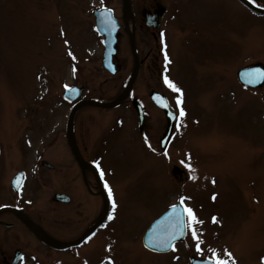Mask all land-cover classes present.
<instances>
[{
	"label": "rangeland",
	"instance_id": "374dc122",
	"mask_svg": "<svg viewBox=\"0 0 264 264\" xmlns=\"http://www.w3.org/2000/svg\"><path fill=\"white\" fill-rule=\"evenodd\" d=\"M101 4L0 0V207L22 208L64 242L78 239L101 218L104 201L86 188L65 138L70 105L61 100L62 91L77 85L84 87L83 99L111 102L133 70L122 31L121 72L114 79L104 76L102 48L89 30V11ZM142 4L135 5L137 11ZM240 6L233 0H182L171 9L165 24L167 77L181 89L182 105L176 103L180 93L164 81L163 89L157 75L141 76L137 93L150 109L154 151L167 123L151 104V92H163L187 113L179 118L173 158L152 153L135 111L82 109L77 137L86 159L101 166L115 212L86 245L62 253L44 248L5 215L4 222L18 227H0V264H12L19 252L28 264H188L193 255L207 259L210 248L223 259L225 250L231 252L236 264H264V92L243 90L237 80L240 68L264 63V20L248 17ZM169 162L188 170L186 183L173 176ZM20 172L26 186L16 194L11 180ZM86 176L97 195L94 174ZM57 194L72 202L56 203ZM181 197L203 221L197 228L204 255L190 229L179 250L150 253L143 245L148 228Z\"/></svg>",
	"mask_w": 264,
	"mask_h": 264
},
{
	"label": "snow or ice",
	"instance_id": "6c2138e0",
	"mask_svg": "<svg viewBox=\"0 0 264 264\" xmlns=\"http://www.w3.org/2000/svg\"><path fill=\"white\" fill-rule=\"evenodd\" d=\"M71 55V53H70ZM167 59V55H166ZM170 62V61H169ZM245 75L249 77V82H253V80H264V71H254V72H246ZM164 83L174 92L180 93V96L177 98L176 103L178 105H182L183 100V93L181 89H179L167 76L164 77ZM68 88V86H65ZM72 91V89H68ZM159 99V98H158ZM163 107H168L167 103L165 102ZM187 115L183 107H180L178 117L183 118ZM176 118V117H174ZM151 147V145H149ZM167 155V153H165ZM190 159V157H189ZM191 168L190 165H188ZM99 167V164L97 165ZM194 171V169H193ZM104 173L101 172V177L103 178ZM196 179V177H193ZM215 183V180L212 181ZM17 186L19 184L17 183ZM105 187H108L107 184ZM109 195H111V189L109 188ZM215 196H213V200H215ZM187 198L181 197L178 204H173L171 206L170 216L167 218V222L161 221L159 225H157L158 229H163L166 233V240L162 241L165 246H172L174 250L173 241H175L179 236H184L186 234V229L191 230L192 239L196 241V250L200 252L201 255H204L203 250L201 249V244L203 243L201 237V233H199L197 226L202 224L203 221L199 219L196 215L195 211L191 207H187L185 205V200ZM113 208L115 209V202H113ZM213 222H216V217H213ZM209 255L207 256V264H236L235 258L232 256V253L225 250L224 255L228 257V259L221 258L220 253L214 249L210 248L208 250Z\"/></svg>",
	"mask_w": 264,
	"mask_h": 264
},
{
	"label": "water",
	"instance_id": "95a60500",
	"mask_svg": "<svg viewBox=\"0 0 264 264\" xmlns=\"http://www.w3.org/2000/svg\"><path fill=\"white\" fill-rule=\"evenodd\" d=\"M250 84V83H248ZM258 85H255L254 87H256ZM123 97V96H122ZM154 97V101L156 102V104L162 108L166 113H167V116L169 118V120L171 121L169 123V126H168V131L166 133V136H165V139L163 140V148L166 149V146L168 145V142L170 140V137H171V134H172V131H173V127H174V124H173V121H174V116L172 114V110L170 109L167 101L162 98L160 95H156L154 94V96H152V98ZM159 98V99H158ZM121 98H119L114 104V106H104V107H115L119 102H120ZM167 103L168 107H163L162 105L164 103ZM84 105H93V106H102L100 104H94L92 102L90 103H82L81 106H84ZM72 117V116H71ZM69 139H70V143L72 144V147H75V139L73 141V137L71 135H69ZM77 159L79 162H82V158L79 154L76 155ZM84 167V166H83ZM175 173L176 174H180V171L177 169L175 170ZM4 212H12V213H15L16 216H18L23 222H25L26 224H29V225H33L26 217H24L21 213L15 211L14 209H5V210H2L0 212L1 213H4ZM107 212H108V206H106L105 208V212L102 216V218L99 220V222L96 224V226L93 228V230H90V232L86 233L85 236L82 237L81 240L79 241H76L74 243H69V244H64V243H52L51 241H49L47 238H43L41 235L39 234H36L37 237H39L40 240H42L45 244H47L48 246L54 248V249H57V250H65V249H68L70 247H73V246H76V245H79V243H81L83 240L86 239V237L88 236H91L95 231L96 229L98 228L99 224H101L105 218V216L107 215ZM171 212V211H170ZM170 212L168 214H166L163 218H161L157 223L154 224V226L151 228V230L149 231V233L147 234L146 236V239H145V243L147 245V247L153 251H158V252H170L172 250V246H165L162 241L166 240L167 236H166V233L163 229H158L157 228V225H159L161 223V221H165L167 222V218L170 216ZM186 231V230H185ZM178 235V238L173 241V245H175L177 242L179 241H184L185 240V236H179ZM194 264H207V263H202V262H198V261H194Z\"/></svg>",
	"mask_w": 264,
	"mask_h": 264
},
{
	"label": "flooded vegetation",
	"instance_id": "af4514ba",
	"mask_svg": "<svg viewBox=\"0 0 264 264\" xmlns=\"http://www.w3.org/2000/svg\"><path fill=\"white\" fill-rule=\"evenodd\" d=\"M166 0H145L144 2V8L142 9L143 13H152L150 14V18L148 19H152L153 18V12L156 9H159L160 7H167V13L170 12L171 13V9L173 8V5L171 7V9H168V6H166ZM182 1V0H181ZM234 2H238L237 0H233ZM253 4L257 5L258 7L264 9V0H250ZM150 4L151 8L147 9V4ZM241 9L246 12V14L248 15V17H251L252 19H257V20H264V17L259 16L257 14L252 13L251 11L247 10L246 8L240 6ZM169 13V16H170ZM167 19V17H166ZM156 29L154 28H149L146 25V28H144V33L142 34V38H141V42H142V46H148L150 48H147V52L145 57L141 56L142 60H143V64L142 67H146V70L148 72V74L150 75V77H152V79H154V75H157L160 78V74H161V70H162V59H161V49H160V45L162 42V36L163 33L160 34V36H158V33L155 32ZM143 53V52H142ZM145 108V113H146V126H145V130L143 131V134H145V136L148 135V132H150V128L147 125L150 120H151V116H150V109L148 107H144ZM3 220H0V226L2 225ZM36 223H38L44 230H46V232L49 234V236L55 240H58V238L56 236H54L52 234V232L50 230H48V228H46L43 223H40V221L35 220ZM26 229V228H25ZM27 230H29L27 228ZM29 233L31 234L30 230ZM43 246H45V248H49L46 245H44L43 243H41ZM50 249V248H49ZM50 251L55 252L53 249H50Z\"/></svg>",
	"mask_w": 264,
	"mask_h": 264
}]
</instances>
